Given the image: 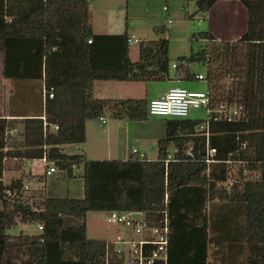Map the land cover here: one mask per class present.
<instances>
[{
	"label": "trees",
	"instance_id": "16d2710c",
	"mask_svg": "<svg viewBox=\"0 0 264 264\" xmlns=\"http://www.w3.org/2000/svg\"><path fill=\"white\" fill-rule=\"evenodd\" d=\"M193 1L197 11H206L217 0ZM241 1L247 11L244 33L231 41L215 39L208 31L195 32L191 38L204 43L195 52L178 57L174 68L178 79L194 80L196 73L188 65L204 64L210 99L238 101L246 108L244 120L209 122L208 144L216 148L215 158H254L262 165L264 0ZM164 27H155V31L162 32ZM128 37L127 30L122 34L93 32L88 0H0L2 75L42 79L46 91L52 87L42 113L22 121L23 149L3 150L6 121L0 117V264H123V254L113 241L85 235L84 217L93 210L138 211L149 226L162 225L166 215V263L155 264H209L210 243L215 247L212 255L222 264H264V176L241 178L229 189L216 187L224 178L225 164L217 163L208 175L204 172L205 137L194 129L203 119L165 117V133L156 141L157 155L152 160L132 153L127 159L93 161L84 153H67L59 147L84 142L86 121L106 112L113 118H148L144 97H95L91 93L96 79L146 82L169 78L168 39H140L138 58L131 60ZM237 132L240 140L249 139L245 150L238 149ZM171 146L176 151L165 163ZM44 152L68 176L74 167L82 166L81 197L37 195L28 199L22 193L18 197L4 193L5 188L20 184L19 179L1 182L2 159L38 158ZM200 192L203 199L206 193L243 203L238 240L210 235L215 227L225 230V221L210 220L201 207ZM64 216L80 222L63 228ZM18 221L36 222L42 229L33 234L7 233Z\"/></svg>",
	"mask_w": 264,
	"mask_h": 264
},
{
	"label": "rangeland",
	"instance_id": "374dc122",
	"mask_svg": "<svg viewBox=\"0 0 264 264\" xmlns=\"http://www.w3.org/2000/svg\"><path fill=\"white\" fill-rule=\"evenodd\" d=\"M241 1V0H239ZM242 2V1H241ZM243 3V2H242ZM128 22H130L128 32L132 39H147L163 36L168 39V56L170 60L169 78L164 80H150V81H132L129 84L128 91L123 95H117L116 85L117 80H99L96 79L93 83L91 93L96 97H138L143 96L142 92H146L147 97H152L160 91L168 87L180 86L194 91H205L206 82L200 79L181 80L174 79L175 68L173 64L179 63L178 57L187 56L190 52H195L201 44L204 43L202 39H192V34L198 31L208 30L209 22L214 23V29H218L217 34L222 36L221 39L233 38L227 31L231 30L238 32L235 25L228 24L227 27L216 20L217 14L213 11H197L196 4L190 0H128ZM244 5V4H243ZM163 6H168V10H164ZM215 12V11H214ZM193 14V15H192ZM210 14V15H209ZM171 19V23L166 27L167 20ZM247 21L245 18L244 27ZM164 25V30L156 32L155 27ZM224 34V35H223ZM238 34V33H237ZM217 36L215 37L217 39ZM238 36V35H235ZM236 38V37H234ZM239 38V37H238ZM138 42H132L129 45V57L131 60L138 58ZM190 70L195 73H205L206 66L202 63H191L188 65ZM179 78L178 75H175ZM172 77V78H171ZM174 77V78H173ZM226 79V78H225ZM230 79H226L229 81ZM119 81V80H118ZM146 88V91H143ZM106 92V93H105ZM104 94V95H103ZM109 94V95H106ZM145 96V95H144ZM106 123L100 124L99 118L88 119V136L85 139V147L89 152L88 157L93 161H101L104 159L120 158V155L131 154L132 148L139 150V153H145L149 159L156 158V141L158 137L163 136L164 126L162 116L151 117L147 120H126L125 118H113L109 113H104ZM190 118L203 119L205 112L203 109L191 110L189 112ZM17 145L20 144V136L16 139ZM75 144V143H71ZM69 152L76 153L78 149L73 145L67 146ZM103 149V152L101 150ZM108 150V151H106ZM236 170L237 166H233ZM82 168L76 167L73 169V176H68L65 170L57 169L54 174L47 176L46 192L47 196L54 197H81L82 196V177L79 176ZM240 179L237 180V182ZM229 189V188H227ZM30 195V196H29ZM24 198L34 197L36 195L29 193L23 194ZM211 207L207 208V211ZM107 213L104 210L88 211L84 217L85 221V235L92 238H108L109 236L120 235L124 239L135 237L133 229H127L118 224L109 223L106 220ZM133 217L140 218L141 214H135ZM62 225H76L80 222L79 218L73 216H64ZM19 221L16 225L7 230L8 233H17L22 228L26 233H37V223L28 222L20 226ZM28 233V234H29ZM116 246L123 248L125 257L127 258V251L125 245L116 244ZM214 244L210 243L208 248V262L209 264H222L216 255ZM244 254H241L243 259Z\"/></svg>",
	"mask_w": 264,
	"mask_h": 264
},
{
	"label": "crops",
	"instance_id": "0c3cea01",
	"mask_svg": "<svg viewBox=\"0 0 264 264\" xmlns=\"http://www.w3.org/2000/svg\"><path fill=\"white\" fill-rule=\"evenodd\" d=\"M88 1H89V22L91 24L93 32L106 33V34H122L125 30H127L128 36L133 35L128 32L130 22H128L127 27L125 24L126 19L127 21L129 19L128 5H127L128 0H88ZM167 10H168V6H167ZM208 10L209 12H211L212 10L213 14L218 13V16H216V20L219 17V21H221V24L223 23L225 27H227L228 24L235 25L237 27L238 32H235L236 34H233L234 31H232L230 27V32L229 31L227 32L230 35L232 34L233 36H229V37H233V38H228V39L225 38V40H231V41L236 40L246 30L247 24L246 27H244L245 26L244 22H245V18L247 21V11H246V7L243 5L241 1L217 0L212 4V6ZM209 17L211 18V15ZM209 17H208L207 31L215 38L217 34H220V32L218 33V29L216 28L214 29V23L209 22ZM220 35L217 36V39H221L218 38V37H222ZM174 77H173L174 79L178 80V78L175 76V73H174ZM117 82L118 83L115 88L118 93L117 95H123V93L127 92L128 91L127 89H129V85L126 84H129L132 81L117 80ZM42 87H43L42 79H32V78L30 79V78H19V77L8 78L3 76L2 54L0 53V117L4 118L6 121L5 144L3 147L4 151L8 149L24 148L22 144V138H23L22 121L25 117L38 116L40 113H42L43 110ZM168 88L160 91L158 94L150 98L146 96L147 94H144L146 92H142L143 96H138V97H144L149 101L150 99H153L161 95ZM143 91H146V88ZM117 98H125V97H117ZM149 116L151 115H148V117ZM151 117H156V116L152 115ZM164 118H163V126L165 133ZM85 132L87 138L88 136L87 122L85 123ZM18 136H20L19 142L21 145L14 147V145L18 144V141L16 140ZM155 141L157 140L155 139ZM84 144L85 141L75 144H71V143L61 144L59 145V147L63 152L74 153V152H69L66 149L67 146L73 145L78 149L76 153H84L85 156L88 157L89 152ZM172 149L173 146H171L169 150ZM101 152H103V149L101 150ZM132 153L133 152H131V154ZM156 153H157V149H156ZM131 154H128L127 156L122 154L118 156L120 158L117 159H127ZM142 154L145 155V157L148 160H152V158L149 159L145 153ZM216 164L217 163L211 164L210 169ZM2 166L3 167H2L1 182L3 184H8L13 180L19 179V184L28 183L30 185L29 189L26 190L25 194L32 193L36 196L37 195L47 196L45 194L47 176L54 174L57 170L56 169L54 172L46 174L45 170L47 169V166L41 162L39 157L31 158V157H22V156H13V157L6 156L2 159ZM78 167L82 168L81 165L77 166V168ZM214 168H216V166ZM73 169H72V176L74 175ZM218 169L219 167L217 166V171ZM81 174L82 171L79 174V176H81ZM208 174L209 173H207L206 175ZM35 178H38V181H35ZM219 181L216 182V187H223ZM204 194H205V199H203L204 197L203 192H200L199 194L201 198L200 202H202L201 207H203V210L208 214L210 220L213 221V223H216V221H222V220L225 221V230L219 231V228L215 227V232H213L210 235H212L213 237L215 236L216 239L217 238L220 239L223 234V238L225 237L226 241L238 240L239 235L243 228V207H244L243 203L239 201H227L224 199H220L215 195L210 197L207 196L206 193ZM82 195H83V181H82ZM208 207H211V209L207 211ZM22 224L25 225V223ZM22 224H20V226ZM62 227L65 228L63 225ZM20 231L25 232L22 228H20L18 232ZM17 233H10V234H17ZM118 237H122V236L116 234L114 236H109L108 238H102V239L114 241ZM240 257L241 255L238 257V259L241 260Z\"/></svg>",
	"mask_w": 264,
	"mask_h": 264
},
{
	"label": "built area",
	"instance_id": "2783aa9c",
	"mask_svg": "<svg viewBox=\"0 0 264 264\" xmlns=\"http://www.w3.org/2000/svg\"><path fill=\"white\" fill-rule=\"evenodd\" d=\"M164 10H167L166 6H163ZM171 19L167 20L166 26H169ZM127 44L132 42H139V39L132 37L127 38ZM90 42V39H87ZM173 64L172 66H174ZM196 79L206 80L205 73H196ZM52 97V87L45 90L42 87V99L45 97ZM203 109L205 117L201 122L195 125V133L204 135L205 137V151L202 157L205 163V174L209 173L210 165L213 163L223 162L225 164L223 170V179L220 180V184L225 188H230L238 179H260L264 176V162L261 165L260 160L254 158L251 159H226L220 160L215 158L216 148L208 144V137L210 132L208 130L210 121H226L237 122L246 118V108L242 102L238 101H226V100H211L207 90L194 91L180 86L169 87L158 97L150 99L147 103V113L153 116H162L168 118H185L189 116L191 110ZM44 119V116H42ZM127 120V119H126ZM100 124L106 123L104 116L99 117ZM57 126L54 125L53 128ZM249 131H244L248 133ZM240 132L236 133V139L238 140V149L245 150L248 147L249 139L246 137L243 140L239 138ZM169 154L165 160L172 159L173 152L176 149L173 147L169 150ZM133 153L143 156L135 148L132 149ZM188 153V151H187ZM41 162L47 166L45 170L46 174L54 172L57 168L53 161H50L45 152L39 157ZM249 164L250 166H248ZM233 166H237L235 170ZM38 181V178H35ZM30 185L28 183H21L20 187L5 188L4 193L7 196L18 197L21 193L24 194L28 190ZM106 220L109 223H114L126 227L127 229H133L135 237L124 239L118 237L113 241L115 249L123 254V264H155L157 261L166 263L167 258V244H168V218L164 215L162 225L149 226L144 221L143 213L140 218L133 217L135 214H140L138 211L128 210H109L106 211ZM37 228L42 229V225L37 223ZM116 244L125 245L127 251V258L123 248L116 246Z\"/></svg>",
	"mask_w": 264,
	"mask_h": 264
}]
</instances>
